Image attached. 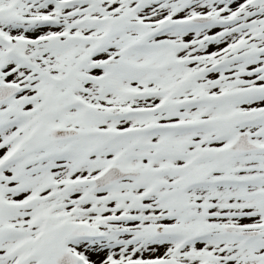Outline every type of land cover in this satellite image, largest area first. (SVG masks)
<instances>
[{"label": "snow or ice", "instance_id": "6c2138e0", "mask_svg": "<svg viewBox=\"0 0 264 264\" xmlns=\"http://www.w3.org/2000/svg\"><path fill=\"white\" fill-rule=\"evenodd\" d=\"M0 264H264V0H0Z\"/></svg>", "mask_w": 264, "mask_h": 264}]
</instances>
